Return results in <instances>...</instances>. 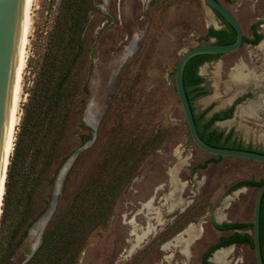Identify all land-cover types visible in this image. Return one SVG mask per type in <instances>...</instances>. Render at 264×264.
I'll list each match as a JSON object with an SVG mask.
<instances>
[{"label":"rangeland","instance_id":"rangeland-1","mask_svg":"<svg viewBox=\"0 0 264 264\" xmlns=\"http://www.w3.org/2000/svg\"><path fill=\"white\" fill-rule=\"evenodd\" d=\"M220 1L236 16L245 35H252V23L264 19V0ZM94 2L85 33V61L76 76V82L85 87L83 102L79 103L81 113L72 119L57 164L69 152L84 148L72 161L70 173L68 169L66 189L60 190L50 218L48 229L56 231L51 238V262L201 264L209 245L228 233L216 229L214 222H253L258 187L230 192V186L241 179H264V163L229 156L215 160L217 156L200 149L190 136L179 101L175 87L177 63L186 50L212 40L204 39L212 26L211 8L204 0ZM63 3L33 0L15 140L23 105ZM258 30L264 35V22ZM134 37L135 50L125 56ZM262 44L264 41L256 46L244 43L201 65L200 74L206 78L210 94L195 101L197 111L212 106L207 113L210 117L229 107L237 97L252 93L253 97L237 106L232 118L215 125L226 131L234 129L235 136L260 150H264ZM238 65L251 78L245 85L231 77ZM241 108L243 112H239ZM89 118L95 119L96 131ZM92 132L94 138L85 141ZM212 158L214 161L203 167ZM171 174L177 186L173 202L168 198L173 189ZM50 175L39 191L32 218L51 199ZM108 187L112 188L109 203L104 202ZM16 218L8 215L7 222ZM73 221L69 237L59 241ZM191 223L197 229L201 227L202 233L189 240L182 234L168 249L163 248ZM34 224L26 235L22 226L8 248L2 236L0 264H37L28 262L36 242ZM184 243H188L186 255L182 251ZM231 248L227 264H257L254 250L241 245ZM209 264L215 263L210 259Z\"/></svg>","mask_w":264,"mask_h":264},{"label":"trees","instance_id":"trees-1","mask_svg":"<svg viewBox=\"0 0 264 264\" xmlns=\"http://www.w3.org/2000/svg\"><path fill=\"white\" fill-rule=\"evenodd\" d=\"M232 2V0H227ZM61 14L56 20V25L47 42V50L44 54L42 65L37 73L34 85L31 88L28 99L23 105V114L19 130L17 132L15 146L8 165L5 192L3 198V210L0 218V251L2 236L6 237V248L10 247L17 239L18 231L24 226V235L37 219L47 210L52 198L57 176L60 168L71 155L81 148H76L69 152L66 157H62L59 164L57 158L62 154L63 147L68 139L73 117L81 113L79 103L83 102L84 86L76 82V76L80 66L85 61V33L90 22V13L95 9L94 0H63ZM216 15L225 24L224 28H214L210 26L204 36L205 40L216 39L218 43H231L236 39V32L221 15ZM264 19L251 24L252 37L244 35V42L252 45L259 44L264 35L258 30ZM222 54H199L190 58L184 69V85L190 101L195 123L200 137L208 144L217 147L238 148L263 152L256 149L250 143H246L241 138L235 136L234 129L226 131L215 125L217 121L230 119L234 116L239 104L253 97L252 93H247L237 97L226 109L215 112L210 117L207 113L212 106L204 110L197 111L195 101L210 94L206 88L207 80L200 74V67L206 62L217 60ZM94 135L89 134L85 141H91ZM79 154V153H78ZM76 155L75 161L79 155ZM222 156H217L215 160ZM214 158L207 160L203 167ZM74 164V163H73ZM72 169V167H71ZM69 169V173L70 170ZM64 180L62 192L66 189ZM50 175V195L47 205L42 208L33 218L30 217L36 202L39 191L44 187L45 181ZM121 178V176H120ZM264 179L247 178L233 183L229 191L243 187H260ZM112 188L108 187V192L104 202L109 203V194ZM13 208V209H12ZM16 215V220L7 222V217ZM218 229H240L241 227H253V222H214ZM50 220L43 230L42 241L31 259L30 263L53 264L51 262L52 244L51 238L56 236V231H49ZM75 222H69L63 236H59V241H64L69 237ZM3 228L6 233L2 234ZM260 229L262 242V257L264 259V194L261 201ZM248 241L254 245L253 235L242 234L235 231L228 236H223L221 241L213 244L203 255V263L209 264V258L214 251L221 247H226L233 243Z\"/></svg>","mask_w":264,"mask_h":264},{"label":"water","instance_id":"water-1","mask_svg":"<svg viewBox=\"0 0 264 264\" xmlns=\"http://www.w3.org/2000/svg\"><path fill=\"white\" fill-rule=\"evenodd\" d=\"M25 2L26 0H0V197L2 199V205L4 196H1V185L3 191L5 192L7 170L11 157V155L8 157L6 155L5 143L7 137L8 120L12 106L13 88L15 85L17 67L20 58ZM204 2L211 8V10L221 15L222 18L233 27L236 32V39L231 43L223 44L216 42V39L212 38V40L208 43L199 44L186 50L177 63L175 69V87L185 115L190 136L200 149L214 156H229L264 163L263 152L212 146L206 143L198 133L192 107L184 85L185 65L190 58L199 54L223 55L233 52L244 44L243 42L245 35L238 19L225 4H223L220 0H204ZM83 148L84 146L76 150L72 155H77ZM61 169L62 167L60 170ZM263 194L264 183L258 187L254 204L253 235L255 256L258 264H264L261 254L259 235L260 210ZM0 209L1 218V206ZM36 249L32 250L31 255L34 254Z\"/></svg>","mask_w":264,"mask_h":264},{"label":"bare ground","instance_id":"bare-ground-1","mask_svg":"<svg viewBox=\"0 0 264 264\" xmlns=\"http://www.w3.org/2000/svg\"><path fill=\"white\" fill-rule=\"evenodd\" d=\"M32 5H33V0H26L25 2V9H24V17H23V34H22V43H21V50H20V58H19V63L17 67V75H16V80H15V85L13 88V98H12V106H11V112L9 115V120H8V127H7V137H6V143H5V148H6V155L7 157L11 155L13 148H14V141H15V133L17 126L20 121V103L22 99V81H23V73L26 67V53H27V43H28V38H29V31H30V24H31V10H32ZM136 41L137 39L134 37L130 43L129 46L127 47L125 51V56L130 55L136 47ZM264 47V44H262ZM251 75V74H250ZM231 77L233 78L234 81H236L239 85H245L248 83L249 80H251L250 76L248 73L244 71V68L242 65H238L234 67L233 74H231ZM244 108H241L239 112H243ZM89 124L94 128V131H96L97 123L95 122V119L93 120L92 118L88 119ZM76 154L72 155L65 160V163H63L62 169L60 170L55 187L53 190V198L51 201V205L48 207L46 212L42 214L37 221L34 224L33 232L36 234V242L34 243V248L38 247L41 241V236L43 233V230L45 226L47 225L48 221L52 217L56 204H57V199L60 194V190L62 187L63 180L65 178V175L71 166L72 161L74 160ZM175 173V171H174ZM171 179H172V184H173V189L168 195L169 200L172 202L175 200L174 199V193L177 190L176 186V179L173 174H171ZM181 183V182H180ZM4 196V191L1 185V196ZM2 199L0 197V206L2 208ZM177 204V203H176ZM181 207V206H180ZM1 212V209H0ZM149 231V230H148ZM142 233V232H141ZM202 233V228L200 227L197 229L194 224H190L189 226L186 227L185 230H183L180 234H178L173 240L166 242L163 245L164 249H168L169 246L173 244V242L179 240L182 236V234H186L189 239L196 238L197 235ZM185 236V235H184ZM143 241V240H142ZM187 247L188 243H184L182 245V251L186 255L187 254ZM33 248V247H32ZM33 248V249H34ZM189 249V248H188ZM232 248H223L215 251L214 255L212 256V261L215 264H227V257L231 254Z\"/></svg>","mask_w":264,"mask_h":264},{"label":"flooded vegetation","instance_id":"flooded-vegetation-1","mask_svg":"<svg viewBox=\"0 0 264 264\" xmlns=\"http://www.w3.org/2000/svg\"><path fill=\"white\" fill-rule=\"evenodd\" d=\"M227 120V119H226ZM235 191V190H234ZM215 226V225H214ZM216 229H218L217 227H215ZM218 230H220V231H227L228 233H226V234H223V235H221L219 238H218V240L216 241V242H214V243H212L211 245H209V247L203 252V254H202V259H201V264L203 263V255H204V253L213 245V244H215V243H217V242H219V241H221V238L223 237V236H228L229 234H231V233H233V232H235V231H240L243 235L244 234H246V233H250V234H252L253 235V227L252 228H250V227H241L240 229H218ZM259 235H260V247L262 248V242H261V229L259 230ZM253 239H254V235H253ZM232 245V246H231ZM231 245H228V246H226V247H221V248H219V249H223V248H231V247H234V246H247V247H249L250 249H252V250H254V245H253V247L251 246V244L248 242V241H246V240H243L241 243H233V244H231ZM215 252V251H214ZM254 252H255V250H254ZM214 254V253H213ZM213 254H212V256H213ZM261 254H262V250H261ZM212 256L209 258V261H210V259L212 260ZM263 258V257H262ZM263 262H264V259H263ZM258 264V263H257Z\"/></svg>","mask_w":264,"mask_h":264},{"label":"crops","instance_id":"crops-1","mask_svg":"<svg viewBox=\"0 0 264 264\" xmlns=\"http://www.w3.org/2000/svg\"><path fill=\"white\" fill-rule=\"evenodd\" d=\"M209 17L211 20V25L214 28L219 29V28L225 27V24L222 23L221 19L216 15V13L213 10H210ZM247 36L252 37V35H247ZM262 41H264V39H262ZM262 41L257 45H260L262 43ZM253 46H256V45H253Z\"/></svg>","mask_w":264,"mask_h":264}]
</instances>
